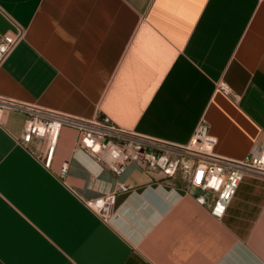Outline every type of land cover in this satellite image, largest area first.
<instances>
[{
    "label": "crops",
    "instance_id": "1",
    "mask_svg": "<svg viewBox=\"0 0 264 264\" xmlns=\"http://www.w3.org/2000/svg\"><path fill=\"white\" fill-rule=\"evenodd\" d=\"M19 32L2 97L178 146L203 120L232 160L264 142V0H0V37ZM24 121L0 123V264H264V178L244 177L216 218L180 174L115 176L70 128L46 167ZM118 183L131 190L104 222L86 202Z\"/></svg>",
    "mask_w": 264,
    "mask_h": 264
},
{
    "label": "built area",
    "instance_id": "2",
    "mask_svg": "<svg viewBox=\"0 0 264 264\" xmlns=\"http://www.w3.org/2000/svg\"><path fill=\"white\" fill-rule=\"evenodd\" d=\"M22 38L23 32L0 37V66ZM219 89L225 94L232 93L224 82L219 83ZM10 112L25 116L23 144L33 139L47 140L46 167L50 165L61 131L70 128L78 134L75 148L107 167L115 176L122 175L130 163L145 171H159L166 177L180 174L187 191L196 189L199 192L196 197L199 204L205 205L211 198V214L216 218L226 213L244 177L264 178V142L255 143L242 160L220 157L214 152L217 139L209 133L203 120L189 143L178 146L124 130L106 117L84 120L0 96V123ZM67 171L68 163H65L61 167V177ZM130 190L128 185L118 183L114 191L87 201L86 206L108 222L117 196ZM217 208L223 211L218 213Z\"/></svg>",
    "mask_w": 264,
    "mask_h": 264
},
{
    "label": "snow or ice",
    "instance_id": "3",
    "mask_svg": "<svg viewBox=\"0 0 264 264\" xmlns=\"http://www.w3.org/2000/svg\"><path fill=\"white\" fill-rule=\"evenodd\" d=\"M198 183H199V180L197 181ZM223 211V209L222 208H217V212L219 213V212H222Z\"/></svg>",
    "mask_w": 264,
    "mask_h": 264
}]
</instances>
